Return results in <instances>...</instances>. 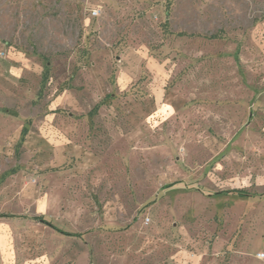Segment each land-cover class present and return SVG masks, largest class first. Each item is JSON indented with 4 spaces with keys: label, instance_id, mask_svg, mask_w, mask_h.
I'll list each match as a JSON object with an SVG mask.
<instances>
[{
    "label": "rangeland",
    "instance_id": "374dc122",
    "mask_svg": "<svg viewBox=\"0 0 264 264\" xmlns=\"http://www.w3.org/2000/svg\"><path fill=\"white\" fill-rule=\"evenodd\" d=\"M263 87L264 0H0V264H264Z\"/></svg>",
    "mask_w": 264,
    "mask_h": 264
},
{
    "label": "crops",
    "instance_id": "0c3cea01",
    "mask_svg": "<svg viewBox=\"0 0 264 264\" xmlns=\"http://www.w3.org/2000/svg\"><path fill=\"white\" fill-rule=\"evenodd\" d=\"M255 91H256L255 96H254L255 100H254L252 106H253L254 110L258 113L257 115L260 116V117H257V119L258 118L261 119V118H264V117H262V116H264V87L261 88V89H256ZM23 127H27V126L23 125L21 130H20V132L22 131ZM29 133L30 132H29V128H28L27 135ZM27 135L25 136V139L22 141V143H24V141L26 140ZM21 136H22V132L20 133V140H21ZM38 204L40 205L41 211L39 212L40 214H36V215H43L44 216V213H45L44 207H45V205L43 204V200L39 199ZM7 217H9V216H7ZM4 264H15V263L10 261V262H7V263L5 262Z\"/></svg>",
    "mask_w": 264,
    "mask_h": 264
},
{
    "label": "trees",
    "instance_id": "16d2710c",
    "mask_svg": "<svg viewBox=\"0 0 264 264\" xmlns=\"http://www.w3.org/2000/svg\"><path fill=\"white\" fill-rule=\"evenodd\" d=\"M47 67H48V65H46ZM47 78H48V76H47ZM22 136H21V140L19 141V143H22V141L25 139V136L27 135V133H28V128L27 127H23V129H22ZM6 216H9V214H0V217H6ZM33 219H37V220H39L40 222H42V223H44V224H46V225H48V226H51V227H53V228H55L57 231H59L60 233H65V234H67V235H76V236H79L80 235V233L79 234H77V233H73V232H69V231H67V230H62V229H59L54 223H53V221L52 220H48V219H46L43 215H35L34 217H32Z\"/></svg>",
    "mask_w": 264,
    "mask_h": 264
},
{
    "label": "built area",
    "instance_id": "2783aa9c",
    "mask_svg": "<svg viewBox=\"0 0 264 264\" xmlns=\"http://www.w3.org/2000/svg\"><path fill=\"white\" fill-rule=\"evenodd\" d=\"M92 13H93L94 15H98V10H93ZM257 256L263 258V257H264V254H262V253H258Z\"/></svg>",
    "mask_w": 264,
    "mask_h": 264
}]
</instances>
